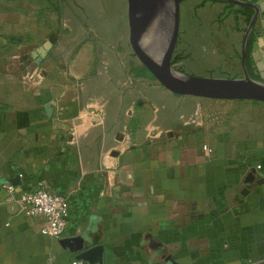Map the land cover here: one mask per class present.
<instances>
[{
    "label": "crops",
    "instance_id": "crops-1",
    "mask_svg": "<svg viewBox=\"0 0 264 264\" xmlns=\"http://www.w3.org/2000/svg\"><path fill=\"white\" fill-rule=\"evenodd\" d=\"M34 4L0 0V264H74L60 240L85 232L102 264H264V102L161 86L127 8L104 30ZM17 173L69 199L60 240L5 200Z\"/></svg>",
    "mask_w": 264,
    "mask_h": 264
},
{
    "label": "water",
    "instance_id": "water-1",
    "mask_svg": "<svg viewBox=\"0 0 264 264\" xmlns=\"http://www.w3.org/2000/svg\"><path fill=\"white\" fill-rule=\"evenodd\" d=\"M183 0H128L129 41L144 66L167 90L180 94L223 100H253L264 102V79L253 78L245 70L242 78H201L184 74L172 65L180 31V5ZM249 5L255 9L246 37L253 30L258 16H264V0H227ZM149 48H154L149 51ZM45 47L40 53H44ZM41 59V56H40ZM52 103L46 105L49 117ZM13 186L21 184L19 173L8 180ZM61 244L76 258L88 264H102L104 247L94 245L91 234L81 233L64 237ZM172 261L171 257H166ZM173 264V261H172Z\"/></svg>",
    "mask_w": 264,
    "mask_h": 264
},
{
    "label": "rangeland",
    "instance_id": "rangeland-1",
    "mask_svg": "<svg viewBox=\"0 0 264 264\" xmlns=\"http://www.w3.org/2000/svg\"><path fill=\"white\" fill-rule=\"evenodd\" d=\"M33 2L37 10L41 2V7L47 11L48 23L56 22L55 10L64 7L65 11L73 14H68V18L74 19L82 26L97 29L103 25L105 26L103 29L106 30V26L109 25L116 28L126 24L125 14L126 8L128 9L126 0H33ZM226 2L227 0H183L181 2L177 46L182 57L174 66L175 69H181L186 75L201 78L244 77L245 69L239 43L245 39L246 24L243 21L237 22L233 15L228 16L223 11ZM66 22L69 23L68 19ZM234 25H237V31L231 29ZM255 29L256 41L252 46V57L258 74L264 79L263 48L259 47L257 50L261 54L263 67L258 63L255 50L259 39H264V16L256 21ZM235 43L237 47H232ZM148 49L150 51L154 48L148 47ZM144 72L145 75L152 74L146 66H144Z\"/></svg>",
    "mask_w": 264,
    "mask_h": 264
},
{
    "label": "built area",
    "instance_id": "built-area-1",
    "mask_svg": "<svg viewBox=\"0 0 264 264\" xmlns=\"http://www.w3.org/2000/svg\"><path fill=\"white\" fill-rule=\"evenodd\" d=\"M204 149L212 151L208 146ZM262 168V164L257 165ZM5 200L16 203L19 210L29 217H43V233L60 240L65 233L67 218L69 216V199L61 194L52 192L45 187L33 190H20L11 184L4 185ZM83 261H75L74 264H83Z\"/></svg>",
    "mask_w": 264,
    "mask_h": 264
},
{
    "label": "trees",
    "instance_id": "trees-1",
    "mask_svg": "<svg viewBox=\"0 0 264 264\" xmlns=\"http://www.w3.org/2000/svg\"><path fill=\"white\" fill-rule=\"evenodd\" d=\"M229 6H233V7H237V19L239 21H243L246 24V27L244 29V32H246L247 27L249 26V24L251 23L252 17H253V10L250 9L247 6H237L236 4L233 3H229ZM249 41H250V48L249 51L251 53L252 51V46L256 41V34H255V29L253 28L252 32L249 35ZM180 59V57H176V59L173 61L172 60V65L175 66L177 61ZM247 70L250 74L251 77L253 78H257L260 79V75L258 74L255 65H254V61L252 60V58L250 60H248L247 64H246ZM179 71H182L181 69H179ZM183 72V71H182Z\"/></svg>",
    "mask_w": 264,
    "mask_h": 264
},
{
    "label": "flooded vegetation",
    "instance_id": "flooded-vegetation-1",
    "mask_svg": "<svg viewBox=\"0 0 264 264\" xmlns=\"http://www.w3.org/2000/svg\"><path fill=\"white\" fill-rule=\"evenodd\" d=\"M216 1V0H215ZM217 1H224V0H217ZM229 3H232V2H229V1H227L226 2V4H229ZM233 4H236V3H233ZM237 6H247V7H249L250 9H252L253 10V16H254V14H255V9L253 8V7H251V6H249V5H241V4H236ZM252 19H253V17H252ZM260 19V17L258 16V18H257V21ZM252 21V20H251ZM250 25V24H249ZM249 27V26H248ZM248 27H247V29H248ZM256 28V23H255V26H254V29ZM247 31V30H246ZM252 32V31H251ZM255 34H256V29H255ZM250 35V34H249ZM245 37H246V32H245ZM232 47H237V45L235 46V45H232ZM249 48H250V41H249V36L246 38V39H244L243 41H242V43H241V54H242V62H243V67H244V69L248 72V70H247V67H246V64H247V62H248V60H250L251 58H252V60L254 61V59H253V57H252V51H251V53H250V51H249ZM176 57H179V54L178 53H176V49H175V53H174V55H173V58H172V60L174 61L175 59H176ZM249 73V72H248Z\"/></svg>",
    "mask_w": 264,
    "mask_h": 264
},
{
    "label": "bare ground",
    "instance_id": "bare-ground-1",
    "mask_svg": "<svg viewBox=\"0 0 264 264\" xmlns=\"http://www.w3.org/2000/svg\"><path fill=\"white\" fill-rule=\"evenodd\" d=\"M259 47L263 48V52H264V39L263 38L259 39V41H258V43L256 44V47H255L256 58L258 60L259 65L263 67V62H261V54H260L259 51H257L259 49Z\"/></svg>",
    "mask_w": 264,
    "mask_h": 264
}]
</instances>
